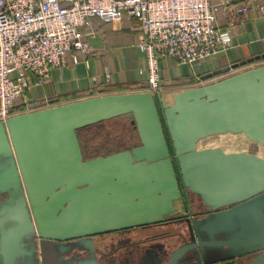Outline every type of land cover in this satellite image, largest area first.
Masks as SVG:
<instances>
[{
  "label": "water",
  "instance_id": "1",
  "mask_svg": "<svg viewBox=\"0 0 264 264\" xmlns=\"http://www.w3.org/2000/svg\"><path fill=\"white\" fill-rule=\"evenodd\" d=\"M261 61L264 54L202 81ZM121 117L140 146L86 160L78 132ZM228 133L264 146V65L172 103L162 93L114 94L0 121V264H45L47 242L49 264H101L92 237L164 223L182 190L212 213L186 215L157 251L143 247L150 264H264V158L198 149Z\"/></svg>",
  "mask_w": 264,
  "mask_h": 264
},
{
  "label": "built area",
  "instance_id": "2",
  "mask_svg": "<svg viewBox=\"0 0 264 264\" xmlns=\"http://www.w3.org/2000/svg\"><path fill=\"white\" fill-rule=\"evenodd\" d=\"M220 8L238 17L251 6L221 0ZM256 8L264 18V6ZM93 18L138 22L143 35L138 46L147 62L146 92L154 96L164 91L163 59L196 65L233 47L231 30L217 27L211 0H0V121L15 116L18 100L26 108L23 113L50 107L52 100L36 106L28 99L29 78L43 85L53 70L68 65L73 49L88 53L80 29ZM105 78L110 81V72Z\"/></svg>",
  "mask_w": 264,
  "mask_h": 264
},
{
  "label": "crops",
  "instance_id": "3",
  "mask_svg": "<svg viewBox=\"0 0 264 264\" xmlns=\"http://www.w3.org/2000/svg\"><path fill=\"white\" fill-rule=\"evenodd\" d=\"M230 1L234 5L251 6L247 14L236 17L220 8L221 0H211L216 8L217 27L222 32L231 30L233 47L196 65L179 64L170 58L163 59L162 94L166 103H172L177 94L187 89L206 86L212 80L226 79L264 65V61L250 63L212 80L202 81L211 72L252 61L264 54V18L258 16L256 8L257 5L264 6V0ZM80 34L82 42L87 43L90 51L84 53L73 49L69 54L68 65L53 70L50 79L43 85H38L33 77L29 78L27 93L30 101L39 106L44 104L42 101L49 99L53 103L47 108H51L100 96L146 92L147 62L146 55L138 46L143 35L136 20L124 18L120 22L106 23L93 18L89 26L80 29ZM73 57L78 59L77 64L73 62ZM106 71L111 74L110 81L105 78ZM124 86H134V89H116ZM42 109L46 108L36 107L29 112ZM179 207L177 206V210L180 211ZM139 238L135 235L124 237V242L109 249L101 245V252L111 255L103 264H137L138 258L132 251L120 248ZM138 250L139 253V247Z\"/></svg>",
  "mask_w": 264,
  "mask_h": 264
},
{
  "label": "rangeland",
  "instance_id": "4",
  "mask_svg": "<svg viewBox=\"0 0 264 264\" xmlns=\"http://www.w3.org/2000/svg\"><path fill=\"white\" fill-rule=\"evenodd\" d=\"M221 79L222 78L212 80L209 84L215 83L213 81H221ZM78 137L82 149L94 150L96 153L102 155L120 146H140L137 131L134 130L131 121H128L125 117L98 124L85 132L79 133ZM207 148H221L226 153L248 152L249 154L264 158V146L259 143L251 142L243 134L228 133L224 135H216L203 139L198 143V149L202 150ZM103 157H105V155H103ZM196 199L202 201L200 198ZM177 204L181 205V203ZM180 208L181 207H179V209ZM178 227L179 226L174 228V233H177L180 230ZM106 238L109 239L110 236H107ZM175 244L176 243H174V246ZM50 247L51 246H49V243L47 242L44 243L42 248L45 264H49L51 261Z\"/></svg>",
  "mask_w": 264,
  "mask_h": 264
},
{
  "label": "flooded vegetation",
  "instance_id": "5",
  "mask_svg": "<svg viewBox=\"0 0 264 264\" xmlns=\"http://www.w3.org/2000/svg\"><path fill=\"white\" fill-rule=\"evenodd\" d=\"M177 170L178 168L176 167V171ZM182 197L183 199L177 202L181 203V205L179 204L181 210H177V206L179 205L176 203L177 213L169 217L164 223L147 225L138 228H131L92 237L95 249L96 251H98L99 257L101 258V264L107 261L111 256L108 253L101 252V245H103L106 249H109V247H112L119 242H124V237L126 238L130 235H135L140 238L134 242H129V244L124 245L123 247L121 246L120 249H127L128 251H132L135 257L138 258L137 264L154 263V257L149 254L144 255L140 253L141 251L138 253V247L140 248V250H142L143 247H149L148 249H150V251H157L158 249H160L161 245L178 237L179 233H174V228L182 224V222H184L185 220H187V218H185L186 215H189L188 217H190L191 219H200L212 213L210 208H207L202 201L196 199L200 198L199 196L192 194L189 191L185 192L182 190ZM107 236H110V238L107 239ZM181 238L183 240L186 239V237ZM71 245L72 244L65 243V245L62 247L66 249L68 248L67 246Z\"/></svg>",
  "mask_w": 264,
  "mask_h": 264
},
{
  "label": "trees",
  "instance_id": "6",
  "mask_svg": "<svg viewBox=\"0 0 264 264\" xmlns=\"http://www.w3.org/2000/svg\"><path fill=\"white\" fill-rule=\"evenodd\" d=\"M116 89H118L120 91H126V90L134 89V86H124V87H120V88H116ZM23 112H25V106L23 105V101L22 100H18L16 102V106L14 108V113L15 114H17V113L18 114H21ZM117 119H119V118H117ZM103 123H105V122H103ZM91 127H94V126H91ZM91 127H88L86 129L81 130L80 132H78V135H79V133L85 132L86 130L90 129ZM134 147H136V146H134ZM117 148L114 149V150H112V151H109V152H107V153H105L103 155L109 156V155H112V154H116L118 152H122V151H125V150H128V149H131L133 147H131L129 145H125V146H120V147H117ZM82 152H83L84 158L86 160H91V159H95V158H98V157H102L103 156L102 154L96 153V151H94V150H88V149H85V148L82 149Z\"/></svg>",
  "mask_w": 264,
  "mask_h": 264
}]
</instances>
